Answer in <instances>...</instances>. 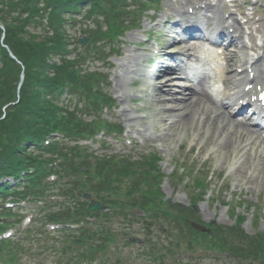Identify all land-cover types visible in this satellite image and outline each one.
<instances>
[{
  "label": "trees",
  "instance_id": "16d2710c",
  "mask_svg": "<svg viewBox=\"0 0 264 264\" xmlns=\"http://www.w3.org/2000/svg\"><path fill=\"white\" fill-rule=\"evenodd\" d=\"M124 1L0 0V24L6 30L3 42L4 32L0 29V119L5 116V119L0 121V179L10 177L16 183L25 181L27 184L24 194L39 189L44 178L52 174L49 164L54 161V157L43 160V155L33 152L37 150L45 155H57L58 160L64 158L68 166L65 175L77 178V184L63 188L67 193H71L73 198V193L83 188L101 200V195L105 192L111 195L117 193L123 179H127L131 180L132 186L129 194L140 195L136 207L151 211L161 205V191L157 186L162 176L157 171V158H144L141 163L111 158L97 160L93 165L89 161L76 162L80 158L78 148L64 154L65 149L61 150L58 142L53 143L51 147H45V141L56 133L69 141L77 142L83 139L84 135L93 136L102 128L112 132V128L107 124L85 123L83 111L77 109L71 112L69 108L60 105L66 90L71 97L78 95L80 99L87 101L84 106L89 115L101 111L103 106L110 103L100 88L105 82L104 78L98 74L80 76V71L76 69L77 63L65 58L70 55V50L64 29V15L85 6L91 7L92 15L104 12L103 22L108 24L109 29L105 33L99 22L96 27L98 30L91 38L94 43L102 40L114 43L125 31L120 19L123 14L120 8ZM46 18L48 25L44 24ZM32 29L35 33H32ZM41 30L42 34H39L38 31ZM4 45L11 49L23 66L9 56ZM58 57L61 58L60 65L50 63ZM23 68L25 83L18 93ZM94 89L98 90L97 94L93 93ZM17 102L16 106H9ZM6 107L8 108L5 114L3 109ZM85 175H91L87 181H84ZM150 182H153V186ZM1 191L18 194L9 185H5ZM66 210L62 214H47L42 219L43 223L60 220L59 216L70 217L71 211ZM79 213L81 215L77 216L75 221L83 222L84 226L80 235L69 241L72 247L78 248L79 259L85 261L90 259V242L95 233L85 222V218L89 217L85 205H81ZM181 216L183 217L182 214ZM99 217L111 220L107 216ZM6 248L7 244H4L0 251L3 252Z\"/></svg>",
  "mask_w": 264,
  "mask_h": 264
},
{
  "label": "rangeland",
  "instance_id": "374dc122",
  "mask_svg": "<svg viewBox=\"0 0 264 264\" xmlns=\"http://www.w3.org/2000/svg\"><path fill=\"white\" fill-rule=\"evenodd\" d=\"M183 1L186 0H165L162 13L150 15L151 17L155 16V22L152 23L150 19H147L144 22L143 31H135L127 35L124 40L126 44L119 49L120 51L118 50L119 55L112 56L107 64L91 65L92 71L100 70L110 74L111 88L109 92L117 100L118 109L104 117L109 121L122 123L126 134L120 140L108 139L105 143L101 141L95 144L88 142L82 145L88 146L96 156L124 155V157H132L134 160H139L143 155L159 154L164 160L162 168L163 173L167 177L171 176L176 167L186 166V164L190 165H188L190 169H196V171H201L202 168L207 167V172L214 179L213 188L216 189V196L210 195L212 198L208 197L207 202L201 205L204 213H200V216L204 222L218 221L219 224H222V221H225V225L234 226L237 218L233 217L231 208L225 205V202L232 203L233 199H240L246 203L261 207V213L264 214V147L259 144L255 148L252 146L247 147L249 143L252 144L255 140V137H252L249 143L243 142L240 148L231 149L225 156L224 161H218L217 153L221 147L218 143L219 135L212 130L213 127L202 129V123L198 124L196 122L185 126L182 125L183 119L172 118L174 115L163 112L171 101L170 97H168V92L172 87L165 86V82L171 76H162L158 80L142 78V86H137L139 83L136 85L138 79L143 75L144 67L148 64V58L152 57V49L155 47L161 48V55L157 58V64L152 71L153 75L157 76L159 69H162L160 62L164 60L166 54L164 48L171 45L170 43L173 41L172 36L165 37L161 35L159 45L155 42L145 45L147 32L152 29L159 33L164 22L178 17L176 14V3L181 5ZM187 1L195 4L200 0ZM245 1L247 0L240 1L242 7ZM203 2L210 5L213 2L218 4V9H220L224 18L225 15L228 16L232 12L229 9L227 0H203ZM250 2L257 3V8L260 9L252 26L257 25L258 21L264 22V0H250ZM248 13L251 14V12ZM203 22L205 24L204 27L209 30L208 32H214L216 22L213 20L211 13L208 14ZM223 27L228 28L226 22ZM170 28L171 26L168 24L165 30L169 33ZM74 32L79 33V31ZM177 38L181 39L180 37ZM161 39L164 40L161 41ZM263 42L264 38L260 37L258 44L261 45ZM190 45L195 44L188 42L187 46L191 47ZM141 46L145 47L141 48ZM185 46L186 44L183 46L177 44L172 48L176 50V53H183L181 50ZM196 46L197 48H192L196 50L197 54V51L204 44L197 43ZM167 50L170 49L168 48ZM167 65L173 69L176 68V63L172 60H169ZM184 71L187 74L185 66ZM177 81H180L178 84L182 85L186 82L185 79H178ZM153 85L160 87V91L156 92ZM159 93L163 96H161L160 100H156L155 96ZM138 99L143 102L137 104ZM126 110L131 111V114L126 113ZM128 115H134L137 118L131 120ZM173 122L177 123L178 126H173ZM185 130L184 138H177L173 144L170 138L167 137L170 133L182 135ZM163 191L168 199H173L174 204L186 207L191 205L192 193L184 186L174 185L170 178L165 180ZM236 215L248 216L246 227L249 231H246L247 234L254 235L258 232H264V220L260 221L258 228L254 226L255 209L248 211L246 207H239L236 210ZM163 224L165 227H169L165 222ZM155 229H153V232H148L142 226H137L134 229L135 237L141 240H148L152 235H156L160 236L161 239H165L161 235V231ZM158 241L157 238L155 242L158 243ZM143 252L144 250L140 249H135L134 251L135 255ZM203 254L204 250H201L194 257L198 264L210 262V260L205 259ZM139 263L142 264V261H139Z\"/></svg>",
  "mask_w": 264,
  "mask_h": 264
},
{
  "label": "bare ground",
  "instance_id": "6f19581e",
  "mask_svg": "<svg viewBox=\"0 0 264 264\" xmlns=\"http://www.w3.org/2000/svg\"><path fill=\"white\" fill-rule=\"evenodd\" d=\"M198 8H196L197 10ZM209 9H212V6H210L206 11H209ZM215 19L220 20V14H217L215 16ZM194 23L199 24L198 21L193 20ZM191 21L190 23H192ZM231 29V28H230ZM229 30V29H228ZM237 33H240V29H237ZM260 32L264 36V25L260 26ZM236 33V32H235ZM243 34V33H242ZM215 38H223L228 35H225L224 30H216L215 32ZM246 36V33L244 32V36ZM241 37L242 41H245V38ZM212 39V41L215 40ZM227 38V37H226ZM229 39L231 40V44H234L239 39L229 36ZM244 39V40H243ZM241 41V40H240ZM217 48V47H216ZM247 47L242 46V49L245 50ZM189 54V49H185L183 56H187ZM165 57H168V61L173 60L172 58L176 57L175 55H169L167 54ZM236 57L234 56L232 61H234ZM231 60V59H230ZM263 62V61H262ZM229 64V63H228ZM236 67V63L234 62L232 65H229V78L227 79L228 85H229V91L235 92L236 90H239L238 94H244V88L248 85H252L254 82L258 85H264V63H261V60H255L253 58L245 57L244 62L241 66V68L247 69L243 72L242 75H234V68ZM252 68L253 72L256 73L259 77L254 78V82H251L250 73L248 72V69ZM169 74H173L174 77L171 81L172 83H176L177 78H186V83H190V81L193 82V80L187 75L185 76L184 69L179 66L177 69H174L166 66L164 71L162 72L161 76H169ZM233 77V82L232 78ZM240 77V80H239ZM160 78V77H158ZM175 78V79H174ZM187 86V84H186ZM177 89H182L183 91L187 92L186 96H184L182 99L179 98L176 93L180 92ZM156 90L159 89L156 87ZM155 96L156 100H160L162 95ZM170 97V105H167V108L163 111L164 113H170L174 115L172 118H181L182 125L187 126L188 124H192L195 121L203 122L202 129L207 128L208 125H211L213 128L212 130L217 132L219 134V139L224 141V144L222 145L221 149L217 153V160L218 161H224L225 156L227 153H229L233 147V149L240 144V141L242 140V136H240V130L245 129L247 126L254 125V128H258V130L264 131L263 124H260V122H263L262 118H258V126H255L254 122L248 121L246 124H240L236 121H231L230 114L227 111V107L223 104H220L219 101L214 98L209 90L206 88L205 83L201 82L198 84L197 89L192 90L191 87L186 90V88H176L170 90V93L168 95ZM228 101L233 102V97L231 96ZM238 103V101H237ZM219 112H222V114H218ZM241 112V110H239ZM181 113V114H179ZM260 120V121H259ZM173 126H178V124L173 122ZM172 128V127H171ZM187 128V127H186ZM211 128V127H210ZM186 134V130L184 131V134L177 135L170 133L167 137L170 138L172 144L176 141L177 138H184ZM259 134V133H258ZM264 142V141H263Z\"/></svg>",
  "mask_w": 264,
  "mask_h": 264
},
{
  "label": "water",
  "instance_id": "95a60500",
  "mask_svg": "<svg viewBox=\"0 0 264 264\" xmlns=\"http://www.w3.org/2000/svg\"><path fill=\"white\" fill-rule=\"evenodd\" d=\"M83 45L86 46L88 43H89V40L87 38L81 40ZM13 56V55H12ZM87 197V196H86ZM88 198V197H87ZM102 209L101 205L100 204H96V203H93V205L91 206L90 208V211H98ZM195 226V225H194ZM197 227V226H195Z\"/></svg>",
  "mask_w": 264,
  "mask_h": 264
},
{
  "label": "snow or ice",
  "instance_id": "6c2138e0",
  "mask_svg": "<svg viewBox=\"0 0 264 264\" xmlns=\"http://www.w3.org/2000/svg\"><path fill=\"white\" fill-rule=\"evenodd\" d=\"M260 99H261V100H264V95H261V96H260Z\"/></svg>",
  "mask_w": 264,
  "mask_h": 264
}]
</instances>
